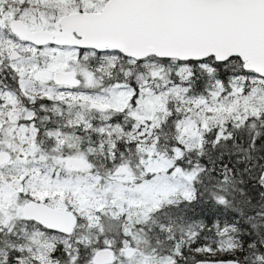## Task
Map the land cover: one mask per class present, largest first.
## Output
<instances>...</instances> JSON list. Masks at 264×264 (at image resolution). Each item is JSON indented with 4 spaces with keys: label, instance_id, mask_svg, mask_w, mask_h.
<instances>
[{
    "label": "snow or ice",
    "instance_id": "snow-or-ice-1",
    "mask_svg": "<svg viewBox=\"0 0 264 264\" xmlns=\"http://www.w3.org/2000/svg\"><path fill=\"white\" fill-rule=\"evenodd\" d=\"M0 264H264V0H0Z\"/></svg>",
    "mask_w": 264,
    "mask_h": 264
}]
</instances>
